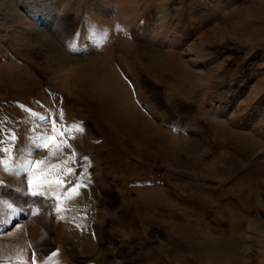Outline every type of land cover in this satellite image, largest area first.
<instances>
[{"label": "rangeland", "instance_id": "rangeland-1", "mask_svg": "<svg viewBox=\"0 0 264 264\" xmlns=\"http://www.w3.org/2000/svg\"><path fill=\"white\" fill-rule=\"evenodd\" d=\"M18 1L0 263L264 264V0Z\"/></svg>", "mask_w": 264, "mask_h": 264}, {"label": "bare ground", "instance_id": "bare-ground-1", "mask_svg": "<svg viewBox=\"0 0 264 264\" xmlns=\"http://www.w3.org/2000/svg\"><path fill=\"white\" fill-rule=\"evenodd\" d=\"M36 1V0H35ZM34 1V2H35ZM28 2L29 3H26V7H27V15L29 16V18L31 19V22L33 23V24H43V26L44 27H49L50 28V26L52 25V21H54V19L52 18V14H50L51 13V11H49L48 12V14H41L40 12H39V10H38V3L36 4V5H38V6H36V7H34L33 6V4H34V2H33V0L31 1V0H28ZM33 2V3H32ZM16 3H17V6H25V4L23 5L21 2H19L18 0H16ZM15 3V4H16ZM40 3V2H39ZM29 4V5H28ZM17 8V7H16ZM37 8V9H36ZM26 9V8H25ZM24 9V10H25ZM42 15H44V16H42ZM31 23V24H32ZM54 25V24H53ZM152 139V138H151ZM13 260V259H12ZM0 262H2V261H0ZM0 264H12V261H8V262H4V263H0Z\"/></svg>", "mask_w": 264, "mask_h": 264}, {"label": "crops", "instance_id": "crops-1", "mask_svg": "<svg viewBox=\"0 0 264 264\" xmlns=\"http://www.w3.org/2000/svg\"><path fill=\"white\" fill-rule=\"evenodd\" d=\"M78 205L79 207L82 205V202H76V204H73V206ZM60 240V237H58ZM61 243V240L59 241ZM47 261V260H46ZM53 264H67L65 261L62 260V258L60 257L59 260H55V262Z\"/></svg>", "mask_w": 264, "mask_h": 264}, {"label": "water", "instance_id": "water-1", "mask_svg": "<svg viewBox=\"0 0 264 264\" xmlns=\"http://www.w3.org/2000/svg\"><path fill=\"white\" fill-rule=\"evenodd\" d=\"M154 234L158 235L161 238H164V234L160 230L154 229L153 231H150V236H153Z\"/></svg>", "mask_w": 264, "mask_h": 264}]
</instances>
